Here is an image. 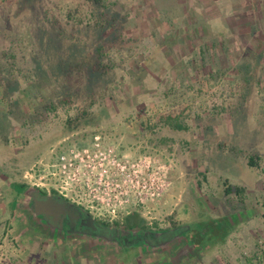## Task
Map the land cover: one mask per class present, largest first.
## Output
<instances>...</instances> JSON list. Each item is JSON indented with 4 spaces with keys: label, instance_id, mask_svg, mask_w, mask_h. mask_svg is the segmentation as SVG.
I'll return each mask as SVG.
<instances>
[{
    "label": "rangeland",
    "instance_id": "374dc122",
    "mask_svg": "<svg viewBox=\"0 0 264 264\" xmlns=\"http://www.w3.org/2000/svg\"><path fill=\"white\" fill-rule=\"evenodd\" d=\"M62 98L70 102L48 109ZM166 115L189 130L163 125ZM94 134L128 156L170 158V190L138 213L165 229L139 239L83 228L95 237L86 256L74 249L52 262L104 264L108 245L118 264H180L178 251L210 257L231 228L264 242L255 206L264 208V162L246 164L264 158V0H0V171L21 182L51 146ZM224 180L250 187L252 205L236 207Z\"/></svg>",
    "mask_w": 264,
    "mask_h": 264
},
{
    "label": "built area",
    "instance_id": "2783aa9c",
    "mask_svg": "<svg viewBox=\"0 0 264 264\" xmlns=\"http://www.w3.org/2000/svg\"><path fill=\"white\" fill-rule=\"evenodd\" d=\"M171 169L167 156H128L118 144L94 134L84 144L51 146L22 171L21 179L113 225L123 224L129 214L149 212L150 204L170 190Z\"/></svg>",
    "mask_w": 264,
    "mask_h": 264
},
{
    "label": "crops",
    "instance_id": "0c3cea01",
    "mask_svg": "<svg viewBox=\"0 0 264 264\" xmlns=\"http://www.w3.org/2000/svg\"><path fill=\"white\" fill-rule=\"evenodd\" d=\"M229 15L230 13L227 10L226 11L227 25H228L227 19L228 17H230ZM250 25H248V27ZM253 155H260V154H253ZM253 155H248L247 158ZM263 162H264V158L263 156H261L259 167L255 166V168H260ZM246 164H247V161H246ZM14 183L24 184L22 181L21 182L16 181L15 178L11 179L10 175H6L0 171V253H1V256H3L0 259H4L5 264H44V262L46 261L44 259L50 260L51 259L50 257L53 255L45 256L42 253L43 257L37 258V255L41 253V252L35 251L38 246L32 247L29 244L30 243L29 241L25 242V239L23 237V230L19 228L21 227L20 221L22 219L21 218L22 214L18 210L15 209V205L17 204L20 198V196L15 195V193L20 187L19 188L17 186L14 187L13 186ZM241 183L242 182H239V184ZM238 186L244 189L243 190L244 192L242 195L237 196L234 192L228 193V194H233L236 196L238 200V203H236V207H237V204L240 206H244L245 203L251 206L252 203L249 202V199H250L249 193H251L250 191H252V189L248 187L249 188L248 190L243 185H238ZM25 187H29V186L25 185ZM255 189L258 192H260L259 190L261 189V187L255 186ZM255 202H257L255 203V206L260 209L259 215H257L256 218H258L259 216L264 217V208L259 206L261 204L260 201L257 200ZM263 204H264V201H263ZM236 211L237 210L234 208L233 212H230L231 214L228 215V217H230L231 220H234L237 218ZM219 218L220 217L213 218L215 219L214 225L216 227L218 226L217 230H222L221 228L222 224L219 221ZM224 218L225 216L222 217L221 219H224ZM157 224L158 223L155 222L154 226H152L153 224L150 225V228L156 229V230L164 229V228L156 227ZM172 225L176 227L177 225H180V224H177V225L172 224ZM223 226H224L223 231L225 230V227L230 228V225H228L227 223L226 224L224 223ZM229 230L231 231L229 232L227 229V238L226 236H223V239L216 240L217 249L215 250L214 253L211 254L210 257H209V254H207L205 257L204 255H202L201 257L197 255L188 256V254L184 255L183 251L180 250L178 251L180 255L179 263L180 264H264V242L261 243L258 241V238H259L258 234L255 233L253 229L247 232L245 231L246 233L241 232L239 230H234L232 228ZM259 230L261 231L264 229H259ZM262 237H264V235ZM23 239H24V242H23ZM102 248L103 250H105L104 252L105 255H103L104 264H106V260L108 256L109 257L111 256V259H113L112 264H118L114 262V256L113 254H111L113 249L108 245L99 246L100 251ZM164 252H165V249H162L161 253H164ZM60 253L61 252H58V256ZM159 254L160 253H156V255H159ZM54 256L58 257L57 255H54ZM82 256L84 257L86 255L82 254L81 257ZM162 256H164V254H162ZM30 257L32 258V261L26 262V260ZM98 258H101V257H98ZM145 258L144 260H147L148 262L147 264H163L166 262L164 257H163V260H160V261L159 259L156 258V256H155V259L149 256H146ZM115 259H118V257H116ZM54 262L55 264H59V262H56L55 258H54ZM99 263L103 264L100 261Z\"/></svg>",
    "mask_w": 264,
    "mask_h": 264
},
{
    "label": "flooded vegetation",
    "instance_id": "af4514ba",
    "mask_svg": "<svg viewBox=\"0 0 264 264\" xmlns=\"http://www.w3.org/2000/svg\"><path fill=\"white\" fill-rule=\"evenodd\" d=\"M15 195L20 196L15 209L22 214L21 227L19 228L23 230L25 242L29 241L32 247L38 246L35 251L41 252L45 256L58 255V252H61L70 259L73 256L72 250L74 249L81 254H85L81 252L85 248L83 244L90 243L95 237L92 239V237L83 236L81 231L83 228L90 229L95 233L108 231L110 235L107 237L116 236L121 238L130 235L134 238L137 236L139 239L144 235H155L160 231L147 226L127 228L122 224L109 225L95 219L93 223H89L86 219L89 214L79 208L82 211L80 217V214L70 203L65 208L69 216V218H66L58 211L52 198L58 201L63 199L53 192L47 193L32 187H20ZM38 213L40 214L35 216ZM44 264H55V262L47 260Z\"/></svg>",
    "mask_w": 264,
    "mask_h": 264
},
{
    "label": "trees",
    "instance_id": "16d2710c",
    "mask_svg": "<svg viewBox=\"0 0 264 264\" xmlns=\"http://www.w3.org/2000/svg\"><path fill=\"white\" fill-rule=\"evenodd\" d=\"M95 1L100 2L101 0H95ZM201 52H202V49L200 48V53ZM106 68H108V67H106ZM69 102H70L69 98H62L57 103H50L48 106V109H50V111H55L59 105H61V104L65 105V104H68ZM91 103L93 104L94 102H91ZM223 111L224 110L221 107L218 111L212 112V113H217V112L221 113ZM84 114H86V111L84 112ZM74 121H75V119H74ZM160 121L162 122L163 125L168 126L169 128L176 130V131H188L189 130V125H187L186 123L178 121L175 118V116L166 115V116H163ZM67 125H70V127L76 126L75 122H73L71 120H67ZM260 161H261L260 155L249 156L247 158V165L250 167H255V166L259 167ZM223 183L225 185L224 186V192L227 194L234 192L237 196H240L244 192L243 191L244 189L239 187V186L232 187L231 185H228L225 180L223 181ZM13 186L14 187L17 186L18 188L19 187H25V185L22 183H14ZM122 225L126 226L127 228L140 227V226L146 227L143 219L140 217V215L138 213L129 214L125 218V221Z\"/></svg>",
    "mask_w": 264,
    "mask_h": 264
},
{
    "label": "water",
    "instance_id": "95a60500",
    "mask_svg": "<svg viewBox=\"0 0 264 264\" xmlns=\"http://www.w3.org/2000/svg\"><path fill=\"white\" fill-rule=\"evenodd\" d=\"M51 198H52V196H51ZM53 199V203L55 204L56 203V207L58 208V211L62 214V215H64L66 218H69V216L67 215V212L65 211V208H66V206H68V202L66 201V200H57V199H54V198H52ZM58 202V203H57ZM71 206H73L74 208H75V210L77 211V213L78 214H80V217L82 216V211L78 208V207H76V206H74V205H72V204H70ZM40 213H38V214H35V216H37V215H39ZM86 219H87V221L89 222V223H93L94 222V219L90 216V215H88L87 217H86Z\"/></svg>",
    "mask_w": 264,
    "mask_h": 264
}]
</instances>
